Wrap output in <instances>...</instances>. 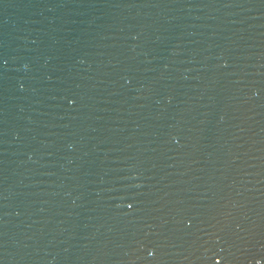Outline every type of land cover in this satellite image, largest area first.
<instances>
[{
    "label": "water",
    "instance_id": "1",
    "mask_svg": "<svg viewBox=\"0 0 264 264\" xmlns=\"http://www.w3.org/2000/svg\"><path fill=\"white\" fill-rule=\"evenodd\" d=\"M0 264H264V0H0Z\"/></svg>",
    "mask_w": 264,
    "mask_h": 264
}]
</instances>
